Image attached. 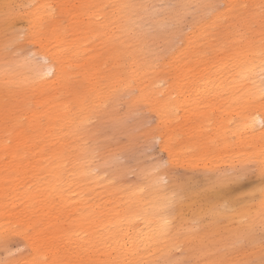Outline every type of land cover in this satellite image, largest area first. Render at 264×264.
<instances>
[{
	"label": "bare ground",
	"instance_id": "1",
	"mask_svg": "<svg viewBox=\"0 0 264 264\" xmlns=\"http://www.w3.org/2000/svg\"><path fill=\"white\" fill-rule=\"evenodd\" d=\"M33 1L2 0L0 55L5 65H12L6 48L22 50V44L16 43L11 4L24 6ZM154 1L83 0L82 4H96L89 15L92 19L70 39L57 30L51 32L53 42L69 55L67 66L43 53L42 59L49 61L44 70L28 63L6 70L9 74L0 72V80H7L0 81V245L18 237L28 249L25 256L9 264H71L73 248L81 252L77 264H150L152 250L164 239L165 221L170 222L173 214L182 217V204L170 209L176 183L163 184V173L143 174L138 186L122 188L104 169L107 158L96 153L95 127L89 126V120L114 119L115 109H102L105 101L123 94L124 102L134 107L143 96L162 94L161 86H191L189 96L204 105L214 103L217 109L224 106L223 99L241 90L247 98H264V20L247 15L240 26L212 35L202 26L215 29L221 14L216 12L206 21L194 22L188 34L177 36L175 44L176 31L160 27L166 23L177 26L187 12L199 18L198 13L218 0H176L175 8L152 14L149 9ZM236 1L222 0L223 4ZM242 2L264 4V0ZM33 10L24 14L28 38L41 34L42 18ZM146 21L151 25L148 32L142 31ZM158 40L164 54L154 45ZM133 88L138 97L131 95ZM161 107L159 117L166 115V106ZM247 115L241 116L238 126H247L250 134L240 140L236 136L234 142L220 134L223 142L212 153L250 150L257 154L256 164L262 172L264 117ZM158 137L160 148L167 147L169 134ZM238 163L239 167L231 166L220 175L221 185L228 186L249 164L245 159ZM210 190L191 197L187 205L197 201L195 213L199 210L209 219L206 231L212 249L221 246L226 255L212 254L211 259L193 264H264V246L256 235L264 220L261 204L257 209L249 204L236 207L219 199L216 192L213 197L203 195ZM54 202L79 209L66 229H57ZM241 240L247 245H240ZM156 255L163 256L161 252Z\"/></svg>",
	"mask_w": 264,
	"mask_h": 264
},
{
	"label": "rangeland",
	"instance_id": "2",
	"mask_svg": "<svg viewBox=\"0 0 264 264\" xmlns=\"http://www.w3.org/2000/svg\"><path fill=\"white\" fill-rule=\"evenodd\" d=\"M42 2L43 4H40L38 0H34L24 6L11 4L15 12L13 25L18 31L16 43L22 44V50L14 51L13 48H6L5 51L9 53L12 65H5L0 55V72L9 74L6 70L28 63H34L44 70L49 61L42 59L43 53L67 66L69 55L64 48L58 47L53 42L54 36L51 32L57 30L63 38L70 39L77 28H81L92 19L89 15H92L96 4H82L83 0H42ZM152 4L149 11L152 14H159L166 9L175 8L177 3L176 0L167 2L157 0ZM1 7L2 0H0ZM29 10L38 12L42 18L41 34L34 38L27 37L29 25L24 14ZM44 10L46 11L42 13ZM216 12L221 14L215 23V29L210 30L202 26L205 32L212 35L222 30L225 32L233 25L240 26L243 17L247 15L250 19L254 17L253 20L257 18L264 20V4H243L242 0H237L236 4H223L222 0H218L212 8L209 7L198 13L202 15L201 17L196 18L195 13L187 12L177 26L166 23L160 29H168L167 32L175 30L173 36L176 38L174 39L176 44L179 34H188L194 22L203 18V21H206ZM201 24L200 21L198 25ZM142 29L144 32L150 31L149 22H143ZM154 45L158 46L162 54L166 52L159 40L155 41ZM261 79L264 81V72ZM8 83L14 84L11 80ZM192 88L161 86L159 93L162 94H158L156 98L143 96L144 99L135 102L134 107L124 102L126 97L122 94L119 99L107 100L102 106V109L109 107L115 109L113 120L104 116L89 120V126L95 127L92 142L95 143L93 145L96 146V153H102L107 158L104 169H108V173L114 176L115 180H119L117 182L122 188L138 186L140 184L138 177L146 173H163L165 181L163 184L169 185L172 181L176 183L175 195L170 200V209L173 210L182 204L183 214L181 218L173 214L170 222L165 221L167 227L164 239L152 250L153 262L150 264H163V260H168L170 264H193L199 259L209 260L213 255H226V249L221 246L216 250L212 249L214 245L209 243V235L206 231L209 219L206 214H200L199 210L197 214L195 213L198 208L197 201H195L197 204L187 205L191 197L206 188L211 190L207 192L208 195L203 194L204 196L213 197L216 192L219 199H224L223 201L236 207L249 204L257 209V205L261 204L264 213V168L260 172L256 164L257 154L250 150L239 154L212 153L216 146L223 142L220 134L231 138L232 142L237 139L236 136L240 140V137L250 134L247 126H238L239 119L247 114H250L249 117H255L257 113L264 117V98L262 100L247 98L246 93L241 90L231 94L227 100L223 99L224 106L217 109L213 106L214 103L204 105L196 96H189ZM145 91L148 92L150 89L146 88ZM131 95L137 96L138 91L131 89ZM162 105L166 106V115L159 117L158 112L163 109ZM168 105L170 106L167 107ZM166 132L170 140L167 147L160 148L161 141L158 135ZM230 133H232L231 137ZM262 142L264 153V140ZM244 159L249 162L245 170L232 181H228L226 183L228 186L221 185L218 180L220 175L229 172L231 166L239 167L238 162ZM97 171L98 169H95V172ZM105 176L104 174L103 177ZM216 190L221 191L220 194ZM223 192L224 194H221ZM54 206L58 231L60 226L63 229L68 228L74 221L73 214L79 209L76 211L74 208H63L59 202H54ZM221 222L224 223V220ZM256 235L264 246V220ZM72 239L74 241L75 237ZM243 244L247 245L241 240L240 245ZM0 246L2 247H0V264H9L28 253V249L18 237L8 239ZM243 251L249 252V249L244 248ZM158 252L163 254L161 258L157 257ZM80 256L81 252L73 248L69 255L71 264H77L76 261Z\"/></svg>",
	"mask_w": 264,
	"mask_h": 264
},
{
	"label": "snow or ice",
	"instance_id": "3",
	"mask_svg": "<svg viewBox=\"0 0 264 264\" xmlns=\"http://www.w3.org/2000/svg\"><path fill=\"white\" fill-rule=\"evenodd\" d=\"M7 7V6H6ZM262 96H264V93L261 94Z\"/></svg>",
	"mask_w": 264,
	"mask_h": 264
}]
</instances>
